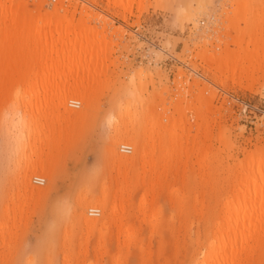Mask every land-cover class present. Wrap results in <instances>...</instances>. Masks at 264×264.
<instances>
[{
	"label": "rangeland",
	"instance_id": "rangeland-1",
	"mask_svg": "<svg viewBox=\"0 0 264 264\" xmlns=\"http://www.w3.org/2000/svg\"><path fill=\"white\" fill-rule=\"evenodd\" d=\"M58 1L49 0L53 4L48 9ZM73 1L80 6L77 18L86 5L106 19L113 37L110 61L116 60L110 67L113 73L110 79L109 73L101 76V82H91L80 96H68L71 103L61 108V123L50 126L53 134L36 136L41 142L34 146L32 170H26L30 157L23 153V145L12 140V128L0 115V264H127V260L129 264H196L197 257L212 250V230L220 220L227 221L226 210L249 209V204L237 205L241 185L235 163L253 149L264 148V76L252 88L232 79L224 83L222 72L196 54L205 49L199 44L206 41V34H216L203 43L214 54L221 51L218 45L234 36L260 35L264 0H203L201 8L195 7L200 12L197 31L192 22L180 21L176 15L187 0H143L141 10L136 1L133 12H126L115 0ZM100 19L91 18L90 25L103 28ZM38 60L31 55L12 60L17 71L6 83V97L30 80V65ZM142 68L150 76L147 100L132 104V115L124 116L123 134L117 140L108 114L117 113L120 80ZM195 81L201 90L195 88L188 103L197 100L210 106L214 135L220 124L227 128L229 140H212L222 156L212 154L204 167L199 165V152L190 150L188 138L196 133L198 120L187 103L183 119L193 125L191 133L176 132L174 124L180 117L176 112L166 128H154L144 116L152 103L157 107L161 91L168 89L165 102L173 103ZM63 98L58 96L56 103ZM14 105L3 104L4 112ZM162 106L155 110L163 111ZM170 111H175L172 104ZM43 124L51 133L45 119ZM136 240L140 248L135 247ZM38 245L45 250H38ZM232 252L233 264H264V214L259 229L239 237Z\"/></svg>",
	"mask_w": 264,
	"mask_h": 264
},
{
	"label": "bare ground",
	"instance_id": "bare-ground-1",
	"mask_svg": "<svg viewBox=\"0 0 264 264\" xmlns=\"http://www.w3.org/2000/svg\"><path fill=\"white\" fill-rule=\"evenodd\" d=\"M136 1L138 5L140 4L139 9L141 10L143 8V0H115V4L122 7L126 12H133V5ZM67 2L66 0H59L51 9H48L49 7L47 6H50V3L53 4L49 0H0V115L1 119L12 128V140L23 145V153L28 155V158L30 157L31 163L26 167L27 171L32 170L34 163L32 157L37 151L34 146L41 142V139L36 138V136H41L42 134L50 136L53 134L50 126L54 128L56 121L61 123V108H66L71 103L68 96L70 94H79L80 96L81 92L85 91L91 82H101L103 74L108 75L110 73L108 76L110 79L113 73L110 67L116 61L115 59L110 61L113 53V37L112 34L111 37L109 35L106 19L104 17L100 19V15L97 12L94 13L86 5L82 6L81 17L77 18L79 3L73 0H68ZM203 5V0H189V3L187 0L186 4L184 2L176 9L177 18L180 21L192 22L194 30L197 31L199 29L197 22L200 12L195 11V7L201 8ZM91 18H97V20L99 18L105 22L103 28H101L102 30L98 29L97 25H90L89 20ZM235 29H239V32L244 31L242 28L235 27ZM259 34H262L261 37L251 32L248 39H237L234 36L232 41L222 44L225 46L224 50H222L223 46L221 44L218 45V47L221 46L219 54H217V51L214 54L215 52H210V50V53H208L205 45L207 43L206 38L216 37V34H206V37H204L206 41L203 42L205 44H199L200 47L204 45L205 49H198L199 52L197 53L196 51V56L206 61L212 68L220 70L224 76V78H220L222 82L227 83L228 80L232 79L234 82L239 81L240 84L247 88H252L264 76V26ZM230 44L235 45L236 48H230ZM196 46L198 47V45ZM30 55L39 56V60L35 64L32 63L30 65L32 72L30 80L23 87L16 88V93L6 97V89L8 87L6 83L12 81L17 71L12 60L14 58L28 59ZM35 68L38 69L35 70ZM189 69L192 74L196 76L200 74V77H204L200 72L192 68ZM182 73L180 72V77L183 76L184 73ZM147 74L144 68L135 69L129 75L125 74V78L120 80L121 87L118 89V93L122 97L118 98V101H121L118 102L117 113L112 110L107 118L115 129L112 136L117 140L123 134L124 116L131 114L135 107L132 104L134 102L136 104L138 101L140 103V100L143 99L147 100L144 95L148 86L146 85V80L148 79L147 77H150ZM152 80L153 78H151ZM195 88L201 90L199 82L190 83L189 88L181 91L176 98L177 101L175 102L174 100L173 103L165 102L167 97L164 93L168 89L161 91L157 107H160L163 103V111H156L155 109L158 110V108H155L156 104L152 105L154 104L152 103L144 111V116L146 119L151 120L154 128L162 126L166 128L176 112L180 117L176 119L174 127H176V132L182 131V135L185 131L191 133V126H193L188 125L190 123L187 124L183 119L187 116L185 109L194 110L198 120L195 128L196 133H193L188 140L191 145L190 150L199 152V165L204 167L206 161L213 156L212 154L215 153L218 158L222 156L223 151L213 146L212 140H219V143L228 142L229 140L226 139L227 128H223L224 126L222 127L220 124L217 126V128L219 127L218 134L214 135L215 126L212 124V120L209 119V114L212 110L209 108L210 106L197 100L188 103L191 101L188 96L194 94ZM158 94L157 92L155 96ZM61 95H65V98L56 103V98ZM148 100H151L150 96ZM8 101L16 105L6 107L4 112L3 104ZM75 103L79 105L77 101ZM184 103H187L186 108ZM171 104L175 110L173 112L170 111ZM165 117L167 120L164 121ZM44 119L51 133L44 128ZM215 136L217 137L215 138ZM199 137H201L200 140ZM260 147L256 148L257 150L255 149V151L253 149L252 152H249L246 159L235 163L237 184L241 185L240 198L237 201V205L249 204V209L244 211H238L233 208L226 210L227 221L224 220L223 222V220H220L218 225L212 230V236L209 240L212 250L197 257L196 264H233L234 254L232 251L237 247L238 238H243L259 229L260 220L264 214V148ZM20 148L18 149L22 151ZM58 228L60 227L58 226ZM55 230L51 229V231ZM48 232L46 233L47 235L51 233ZM55 232L52 233L56 234ZM237 232L240 233L238 234ZM54 237L56 238V236H51L52 239ZM49 240L51 241L50 238ZM43 241L42 243H45ZM50 241H48L49 245ZM218 244H221V248H217ZM134 245L136 248H140L139 240H136ZM42 246L45 245L42 244ZM37 247H40V245ZM127 247L130 246L128 245ZM37 249L45 250L42 247ZM222 250H224L223 253ZM109 260L111 261V259ZM119 261L120 257L118 256ZM127 264H129V260H127Z\"/></svg>",
	"mask_w": 264,
	"mask_h": 264
},
{
	"label": "built area",
	"instance_id": "built-area-1",
	"mask_svg": "<svg viewBox=\"0 0 264 264\" xmlns=\"http://www.w3.org/2000/svg\"><path fill=\"white\" fill-rule=\"evenodd\" d=\"M73 104V103H72ZM121 149L123 150V151H126V152H130V147L129 146H125V145H122V147H121ZM43 182V181H42ZM93 214H97L95 211H94V213Z\"/></svg>",
	"mask_w": 264,
	"mask_h": 264
}]
</instances>
